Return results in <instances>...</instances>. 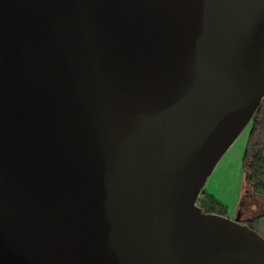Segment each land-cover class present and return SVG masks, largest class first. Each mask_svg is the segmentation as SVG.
Wrapping results in <instances>:
<instances>
[{"label": "water", "instance_id": "95a60500", "mask_svg": "<svg viewBox=\"0 0 264 264\" xmlns=\"http://www.w3.org/2000/svg\"><path fill=\"white\" fill-rule=\"evenodd\" d=\"M264 98V0H0V264H264L197 204Z\"/></svg>", "mask_w": 264, "mask_h": 264}, {"label": "rangeland", "instance_id": "374dc122", "mask_svg": "<svg viewBox=\"0 0 264 264\" xmlns=\"http://www.w3.org/2000/svg\"><path fill=\"white\" fill-rule=\"evenodd\" d=\"M251 129L249 123L216 164L199 195L204 210L233 219L244 194L242 158Z\"/></svg>", "mask_w": 264, "mask_h": 264}, {"label": "trees", "instance_id": "16d2710c", "mask_svg": "<svg viewBox=\"0 0 264 264\" xmlns=\"http://www.w3.org/2000/svg\"><path fill=\"white\" fill-rule=\"evenodd\" d=\"M244 179L256 196L264 197V102L257 108L251 122V129L242 158ZM204 210L203 201H197ZM210 211H204L209 213Z\"/></svg>", "mask_w": 264, "mask_h": 264}, {"label": "flooded vegetation", "instance_id": "af4514ba", "mask_svg": "<svg viewBox=\"0 0 264 264\" xmlns=\"http://www.w3.org/2000/svg\"><path fill=\"white\" fill-rule=\"evenodd\" d=\"M262 101L264 102V98ZM244 182V194L233 219H238L264 239V197L254 195L245 179Z\"/></svg>", "mask_w": 264, "mask_h": 264}]
</instances>
